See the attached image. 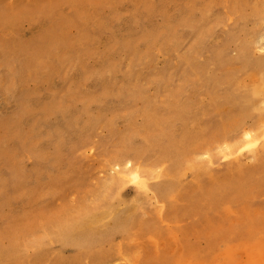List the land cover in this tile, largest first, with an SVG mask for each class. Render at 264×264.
<instances>
[{
  "label": "rangeland",
  "instance_id": "rangeland-1",
  "mask_svg": "<svg viewBox=\"0 0 264 264\" xmlns=\"http://www.w3.org/2000/svg\"><path fill=\"white\" fill-rule=\"evenodd\" d=\"M264 264V0H0V264Z\"/></svg>",
  "mask_w": 264,
  "mask_h": 264
},
{
  "label": "bare ground",
  "instance_id": "bare-ground-1",
  "mask_svg": "<svg viewBox=\"0 0 264 264\" xmlns=\"http://www.w3.org/2000/svg\"><path fill=\"white\" fill-rule=\"evenodd\" d=\"M18 264V263H17Z\"/></svg>",
  "mask_w": 264,
  "mask_h": 264
}]
</instances>
